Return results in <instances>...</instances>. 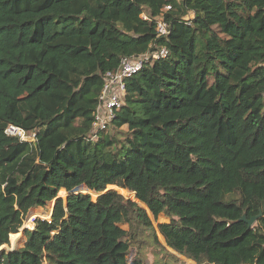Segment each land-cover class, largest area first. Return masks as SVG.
I'll use <instances>...</instances> for the list:
<instances>
[{"label":"trees","instance_id":"obj_1","mask_svg":"<svg viewBox=\"0 0 264 264\" xmlns=\"http://www.w3.org/2000/svg\"><path fill=\"white\" fill-rule=\"evenodd\" d=\"M161 47L92 140L104 74ZM263 63L264 0H0V264H264Z\"/></svg>","mask_w":264,"mask_h":264},{"label":"built area","instance_id":"obj_2","mask_svg":"<svg viewBox=\"0 0 264 264\" xmlns=\"http://www.w3.org/2000/svg\"><path fill=\"white\" fill-rule=\"evenodd\" d=\"M167 10L168 7L162 9L160 15L154 20L157 37L166 36L169 33V25L163 16ZM141 18L148 21V17L145 14H142ZM167 54V49L161 47L138 56L123 57L115 71L104 74L103 87L93 113V122L91 125L92 140L96 139L99 132L106 130L115 118L116 112L123 106L126 94V81L141 71L146 64L165 58ZM4 133L22 142L30 143L34 140V134H27L24 130L14 125H8Z\"/></svg>","mask_w":264,"mask_h":264},{"label":"rangeland","instance_id":"obj_3","mask_svg":"<svg viewBox=\"0 0 264 264\" xmlns=\"http://www.w3.org/2000/svg\"><path fill=\"white\" fill-rule=\"evenodd\" d=\"M116 190V189H115ZM82 193H91V192H87L85 190V188H80V190ZM118 192V190H116ZM120 193L125 199H130L132 201H136L134 199V196H129V194H127V192L125 194H122V192H118ZM130 193V192H129ZM58 197L62 198L63 200L66 198V193L64 192L63 194H61V192L58 193ZM91 197L92 199H95V195L93 193H91ZM137 202V201H136ZM51 207H52V202L47 204L46 207L44 208H36V209H33V210H30L28 215L26 216V219H25V222L22 226V231H21V234L23 235V231L24 229H26L25 227V224L27 222H31L33 221V218H40V219H43V220H47V218H45V214L46 213H49V216H50V212H51ZM40 214V215H39ZM152 219V217H150ZM153 225L156 226L158 223L160 222H167V220L162 216L160 215L157 219V222H155L153 219ZM24 228V229H23ZM29 230V229H28ZM24 237V236H23ZM159 237V241L163 244V239L162 237L158 236ZM25 239V238H24ZM25 243V242H24ZM9 246V245H8ZM8 246H5V251H7L8 249ZM24 245H22L21 247H23ZM20 247V248H21ZM168 252H171L168 250ZM172 253V252H171ZM144 254V259H145V264H163V262L161 261V258L163 257V254H159V255H155L154 253H149L148 251H145L143 252ZM135 255V248H132L131 249V253L128 257V262H130L131 259H133V256ZM177 261L176 262H173V261H170L168 262V264H195L194 262L190 261V260H187L183 257H180V256H177Z\"/></svg>","mask_w":264,"mask_h":264},{"label":"water","instance_id":"obj_4","mask_svg":"<svg viewBox=\"0 0 264 264\" xmlns=\"http://www.w3.org/2000/svg\"><path fill=\"white\" fill-rule=\"evenodd\" d=\"M67 196V195H66ZM134 196H135V194H134ZM54 204H55V200L54 201H52V207H51V212H50V216L49 217H51V213H52V209H53V207H54ZM258 217L259 216H257V217H252L251 219H249V220H246V218H245V215H243L242 217H241V219H240V221H242V222H245L248 226H252L255 222H256V220L258 219ZM34 219V218H33ZM49 220H50V218H49ZM33 224V223H32ZM24 229V228H23ZM5 246V245H4ZM7 246V245H6ZM5 248L6 247H2L1 249H0V253L3 251V250H5ZM18 249V248H17ZM15 249H7V251H9V252H11V251H14Z\"/></svg>","mask_w":264,"mask_h":264},{"label":"crops","instance_id":"obj_5","mask_svg":"<svg viewBox=\"0 0 264 264\" xmlns=\"http://www.w3.org/2000/svg\"><path fill=\"white\" fill-rule=\"evenodd\" d=\"M24 245V244H23ZM8 246V245H7Z\"/></svg>","mask_w":264,"mask_h":264},{"label":"bare ground","instance_id":"obj_6","mask_svg":"<svg viewBox=\"0 0 264 264\" xmlns=\"http://www.w3.org/2000/svg\"><path fill=\"white\" fill-rule=\"evenodd\" d=\"M1 249V248H0Z\"/></svg>","mask_w":264,"mask_h":264}]
</instances>
